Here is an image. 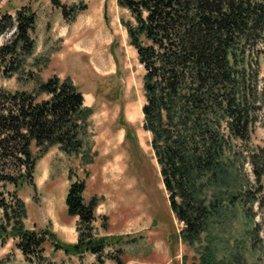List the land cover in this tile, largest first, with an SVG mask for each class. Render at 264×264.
<instances>
[{
	"label": "trees",
	"instance_id": "obj_1",
	"mask_svg": "<svg viewBox=\"0 0 264 264\" xmlns=\"http://www.w3.org/2000/svg\"><path fill=\"white\" fill-rule=\"evenodd\" d=\"M52 3L68 21L85 9L79 4L68 7L61 0ZM117 3L128 11L122 23L145 71L143 128L151 133L171 211L183 224L180 237L197 251L192 264H251L246 253L260 234L253 209L264 208V146H246L261 109L264 0ZM36 26L37 14L30 4L0 14V37L10 34L0 45V75L33 84L32 89L14 91L0 86V240L16 239L31 263L44 260L45 243L50 241L66 254L91 253L99 262L106 255L123 264L122 238L97 232L100 198L85 200V178L69 174L65 200L69 215L77 218L76 242H65L52 230L26 227L28 210L19 190L25 184L35 187L37 161L52 146L81 157L84 164L93 162L87 146L93 110L84 104L71 77L42 78L40 71L49 57L36 54ZM122 112L123 124L129 125L124 145L126 139L136 145L137 154L131 151L137 166V155L144 156L125 105ZM102 218L107 228L108 217ZM240 220L243 231L236 227ZM113 242L117 251L108 254Z\"/></svg>",
	"mask_w": 264,
	"mask_h": 264
},
{
	"label": "rangeland",
	"instance_id": "obj_2",
	"mask_svg": "<svg viewBox=\"0 0 264 264\" xmlns=\"http://www.w3.org/2000/svg\"><path fill=\"white\" fill-rule=\"evenodd\" d=\"M61 3L68 7L79 4L85 9L74 20L68 21L52 0L0 2V14L14 13L25 4L32 6L37 14L36 54L49 57V64L40 71L42 78L55 74L61 78L71 77L83 93L85 105L93 110L87 139L93 162L84 164L81 157L68 155L57 145L52 146L37 161L35 187L25 184L19 190L28 210L26 227L52 230L61 240L76 242L77 218L69 215L65 202L71 174L73 179L85 178L86 201L94 195L100 198L96 209L97 232L101 236L113 234L122 238L123 264H192L197 259V251L180 237L183 224L171 211L151 147V133L143 128L142 110L133 118L136 122L128 118L136 129L139 150L144 156L143 159L137 155L138 167L131 151L134 149L137 154L136 145L127 139L124 145L129 125L123 124L122 107L125 105L128 117L130 107L141 108L145 101L144 68L136 50L129 44L122 23L123 18H128V11L121 8L117 0H61ZM9 37L10 34L0 37V45ZM259 78L261 109L246 146L249 150L264 146V57ZM0 86L14 91L32 89L33 84L0 75ZM32 150L37 153L35 144ZM246 169L250 173V163H246ZM150 175L152 179L147 183ZM253 210L260 234L254 238L255 247L246 253V257L251 264H264V208L255 205ZM104 215L108 217L107 228L102 225ZM237 226L242 231L245 228L242 220L236 222ZM235 235L242 237L238 233ZM230 239L232 242L234 237ZM113 243L106 249L108 254L117 251V243ZM44 255L40 263H31L17 248L16 239L0 240V264H117L106 255L99 262L91 253L82 257L66 254L56 250L50 241L45 243Z\"/></svg>",
	"mask_w": 264,
	"mask_h": 264
},
{
	"label": "bare ground",
	"instance_id": "obj_3",
	"mask_svg": "<svg viewBox=\"0 0 264 264\" xmlns=\"http://www.w3.org/2000/svg\"><path fill=\"white\" fill-rule=\"evenodd\" d=\"M139 107H140V105H139ZM139 110H142V105H141V108H138L137 106H132V107H130V109L128 110V112H127V115H128V118L130 119V120H132L133 122H136L137 120H133V118L137 115V112L139 111Z\"/></svg>",
	"mask_w": 264,
	"mask_h": 264
},
{
	"label": "crops",
	"instance_id": "obj_4",
	"mask_svg": "<svg viewBox=\"0 0 264 264\" xmlns=\"http://www.w3.org/2000/svg\"><path fill=\"white\" fill-rule=\"evenodd\" d=\"M135 49V48H134ZM136 50V49H135ZM143 66V65H142ZM144 68V67H143ZM145 72V71H144ZM84 103H85V98H84ZM78 238V237H77ZM74 241V240H73Z\"/></svg>",
	"mask_w": 264,
	"mask_h": 264
}]
</instances>
